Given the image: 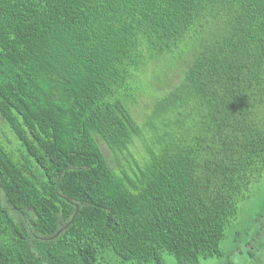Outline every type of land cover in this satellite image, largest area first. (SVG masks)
<instances>
[{
    "label": "trees",
    "instance_id": "1",
    "mask_svg": "<svg viewBox=\"0 0 264 264\" xmlns=\"http://www.w3.org/2000/svg\"><path fill=\"white\" fill-rule=\"evenodd\" d=\"M0 121V264L219 256L264 179V0H0Z\"/></svg>",
    "mask_w": 264,
    "mask_h": 264
},
{
    "label": "rangeland",
    "instance_id": "2",
    "mask_svg": "<svg viewBox=\"0 0 264 264\" xmlns=\"http://www.w3.org/2000/svg\"><path fill=\"white\" fill-rule=\"evenodd\" d=\"M6 131L12 142L15 144L16 139L10 133L8 128L0 121V136ZM100 146L106 157L111 160V153L107 145L99 139ZM254 193L250 198L243 200L239 204V211L236 218L225 228L224 238L220 243L221 255L210 256L200 259V264H226L227 256L234 248V244L243 245L246 239L245 231L253 233L256 225L254 216L258 213L264 204V179L253 185ZM165 264H177L175 258L171 255H164ZM232 264H264V245L257 252L249 255L243 250L241 255L236 254L233 257Z\"/></svg>",
    "mask_w": 264,
    "mask_h": 264
},
{
    "label": "water",
    "instance_id": "3",
    "mask_svg": "<svg viewBox=\"0 0 264 264\" xmlns=\"http://www.w3.org/2000/svg\"><path fill=\"white\" fill-rule=\"evenodd\" d=\"M76 211H77V207L75 208V211H74V213H73V215H72L71 219L69 220V222H71V221H72V219H73V217H74V215H75ZM69 222H68V223H69ZM68 223H66V224H65V226H67V225H68ZM57 233H58V232H57ZM57 233H56V234H57Z\"/></svg>",
    "mask_w": 264,
    "mask_h": 264
},
{
    "label": "flooded vegetation",
    "instance_id": "4",
    "mask_svg": "<svg viewBox=\"0 0 264 264\" xmlns=\"http://www.w3.org/2000/svg\"><path fill=\"white\" fill-rule=\"evenodd\" d=\"M261 219L264 220V217H262Z\"/></svg>",
    "mask_w": 264,
    "mask_h": 264
}]
</instances>
